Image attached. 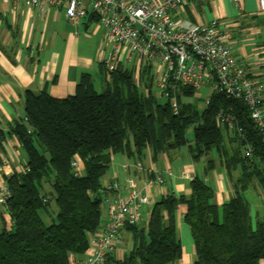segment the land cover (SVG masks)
<instances>
[{
    "label": "trees",
    "instance_id": "obj_1",
    "mask_svg": "<svg viewBox=\"0 0 264 264\" xmlns=\"http://www.w3.org/2000/svg\"><path fill=\"white\" fill-rule=\"evenodd\" d=\"M87 18L96 21L93 15ZM98 71L97 82L83 73L74 93L63 98L45 90L24 92V118L10 132L26 161L22 171L5 180L0 264H69L70 254L84 256L89 238L99 232L102 177L112 156L141 158L150 150L155 157L184 146L194 159L211 150L227 151V128L215 123L220 108L231 109L244 135L231 137L236 146L222 160L226 173L240 169L230 198L213 203V188L194 176L188 182L189 194L168 193L153 203L145 225L125 226L131 249L121 258L114 253L106 264L177 263L182 249L175 215L181 204L194 244L192 264H260L264 207L252 216L245 191L254 181L264 190V143L246 105L215 93L207 105L203 99L184 101L195 91L181 88L176 94L178 111L173 113L168 100L155 93L149 64L120 62L108 71L100 63ZM188 128L191 141L185 134ZM246 145L252 149L250 157L243 155Z\"/></svg>",
    "mask_w": 264,
    "mask_h": 264
},
{
    "label": "crops",
    "instance_id": "obj_2",
    "mask_svg": "<svg viewBox=\"0 0 264 264\" xmlns=\"http://www.w3.org/2000/svg\"><path fill=\"white\" fill-rule=\"evenodd\" d=\"M175 18L192 24L217 19L232 34L234 54L245 64L248 74L264 84V10L259 9L256 0H239V5L232 0H190ZM109 52L104 28L95 20L86 17L72 25L63 8L39 12L26 0H0V185L5 186L6 178L25 166L19 141L10 132L24 118V92L45 90L56 98L72 95L83 73H89L95 82L99 80L98 64ZM232 136L229 130L224 132L227 151L211 150L198 159L192 157L187 146L160 152L155 157L150 150H145L141 158L114 154L102 177V186L105 188L107 183L117 180L120 193L125 194L126 179H132L149 199V204L141 207L142 224L153 203L162 196L189 194L188 182L194 176L213 188V203L220 205L232 195V180L240 173L235 168L228 174L222 166V160L236 146ZM159 176L163 179L161 184L145 187L148 179ZM111 195L108 191L102 193L98 231L103 229L107 214L104 198ZM245 196L252 216L264 207V190L256 181ZM185 211L184 205L177 206L176 229L182 254L175 264H192L195 257L193 240L180 239L181 230L190 235L183 221ZM3 217L7 219L6 215ZM122 243L123 240L114 258L125 253ZM260 264H264V259Z\"/></svg>",
    "mask_w": 264,
    "mask_h": 264
},
{
    "label": "built area",
    "instance_id": "obj_3",
    "mask_svg": "<svg viewBox=\"0 0 264 264\" xmlns=\"http://www.w3.org/2000/svg\"><path fill=\"white\" fill-rule=\"evenodd\" d=\"M189 1L26 0L39 12L63 8L72 25L93 15L103 26L105 43L110 47L102 61L106 69L111 71L116 64L128 63L132 57L149 64L152 73L159 74L155 81L157 92L168 100L173 113L178 111L176 94L181 88L195 92L207 88L204 105L212 93L242 101L264 143V84L248 74L245 64L234 54L232 34L217 19L204 24L176 20L175 15ZM232 1L239 5V0ZM256 2L264 10V0ZM215 123L244 138L231 109L217 110ZM251 151L246 145L243 155L250 157ZM162 182L161 176L148 179L145 187ZM119 185L117 181L106 184L104 190L112 195L104 198L107 214L103 229L89 238L84 256L69 255V264H106L121 244L125 226L143 221L141 207L149 204L148 195L130 178L126 179L125 194L120 193ZM7 197L8 189L0 185V208L6 207Z\"/></svg>",
    "mask_w": 264,
    "mask_h": 264
},
{
    "label": "rangeland",
    "instance_id": "obj_4",
    "mask_svg": "<svg viewBox=\"0 0 264 264\" xmlns=\"http://www.w3.org/2000/svg\"><path fill=\"white\" fill-rule=\"evenodd\" d=\"M130 62H131V63L128 62V64L136 63L137 60H135V58L132 57ZM129 66H130V65H129ZM136 69H137V67L135 68V70H136ZM135 75H137V74H135ZM156 80H159V74L154 75V81H156ZM259 80H260V79H259ZM157 91H158V90L155 89V93H156V94H158ZM206 93H208V90H207V88H204V87H203V88L200 89L199 91L195 92L192 96H190V97H183V100H184V101H186V100H191V101H193L194 99H200L199 102H201V99H203V98L205 97ZM162 100H163V99H162ZM185 134H186L187 139H188L189 141H191V140H192V137H193L192 129H191V128L186 129ZM214 151H215V150H214ZM51 206L54 207V210H55V205H54V203H51ZM54 214H55V213H54ZM175 218H176V215H175ZM44 221H45L46 223H48L49 219H45V217H44ZM141 224H142V222L139 223V224H137V225H141ZM143 225H145V223H144ZM176 230H177V229H176ZM178 235H179V234H178ZM180 239H192V237H191V234L189 235V233H188V235H187L186 231L181 230ZM121 246L123 247V249L125 250V252H127V251H129V250L131 249V246H132V239H131V234H130V233H128V232L124 233V235H123V243H122ZM109 264H115V263H114V262H110Z\"/></svg>",
    "mask_w": 264,
    "mask_h": 264
}]
</instances>
